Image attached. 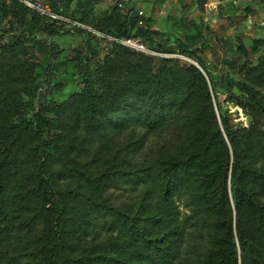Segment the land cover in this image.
<instances>
[{
    "label": "trees",
    "instance_id": "obj_1",
    "mask_svg": "<svg viewBox=\"0 0 264 264\" xmlns=\"http://www.w3.org/2000/svg\"><path fill=\"white\" fill-rule=\"evenodd\" d=\"M57 2L49 5L60 15ZM94 7L92 0H77L75 8L78 21L92 30L139 37L157 54L194 55L200 34L183 41L151 30L147 18L142 27L135 16L126 14L124 20L115 9L99 21ZM0 16L13 17L25 29L0 43V55L13 56H0V264H27L26 259L28 264H264V95L256 87L264 85V54L255 66L238 68V79L227 75L224 80L241 93L233 101L251 117L248 127L234 128L221 114L217 84L201 58L189 56L207 77L193 64L181 67L117 43L104 46L106 57L93 75L86 69L80 92L57 106L37 108L32 96L51 81L37 71L45 64L22 56L34 42L36 25H48L47 18L17 0H0ZM88 37L92 54L80 55L83 62L95 57L91 39L104 41L91 31ZM35 44L47 58L53 55L45 42ZM179 113L195 128L183 142L188 150L144 154L135 165L116 152L118 167L107 162L118 135L130 126L145 131L131 153L173 128L176 143L181 126L173 121ZM126 185L142 186L138 200L103 228L128 242L111 257L89 259L85 239L99 235L98 221L113 210L103 194ZM181 201L191 211L190 223L180 219ZM132 207L138 213L135 223L122 218ZM203 236L210 237L209 247L200 250L199 260L195 251L194 258L185 255L188 242Z\"/></svg>",
    "mask_w": 264,
    "mask_h": 264
},
{
    "label": "rangeland",
    "instance_id": "obj_2",
    "mask_svg": "<svg viewBox=\"0 0 264 264\" xmlns=\"http://www.w3.org/2000/svg\"><path fill=\"white\" fill-rule=\"evenodd\" d=\"M51 1L45 0L48 5ZM68 2L69 0H60L59 4L57 2V7L60 5L62 10L59 19L47 18L48 25L51 22L55 24L53 28L49 29L48 25L42 27L36 25L37 29L32 35L34 42L31 41L27 44L29 50L25 56H22L24 60L33 64H45L44 67L39 66L37 71L41 74L46 73L47 78L51 81L45 85L44 89L37 92L34 99L32 96L31 99L37 108L57 106L67 101L71 95L80 92L84 82L83 73L88 69L93 75L106 57L105 41L96 37L91 39L95 57L87 62L81 60L80 55L83 53L92 54L89 49L88 35L89 28L93 25L89 27V24L78 21L79 11L75 9L77 0L66 7ZM92 2L95 5V17L99 21L104 20L105 16L114 9L119 10L126 20L129 8H136L145 11L147 26L153 31L174 35L183 41L188 37L200 34L199 41L192 46L194 55L185 53L160 57L178 61L181 67L193 64L202 70L206 77L208 72L217 84V93L222 101L221 114L230 121L234 128L250 126L252 119L249 114L233 101L237 96L242 97L241 93L232 84H225L224 80L227 75L238 79L241 76L237 73L238 68L244 65L255 66L258 57L264 54V0H92ZM121 2L123 7L119 6ZM25 22L29 26L32 24L30 15L25 17ZM23 26L13 17L3 18L0 16V43L8 42L15 34H23L25 31ZM35 42L48 44L53 55L47 58L40 53ZM254 46L259 49V52L253 50ZM0 56H6L5 59L13 57L9 56V53ZM189 56L201 58L207 72L199 66L195 59H191ZM2 61L3 59H0V62ZM256 87L264 95V85L260 84ZM26 100H28L27 97ZM262 104H264V100H262ZM173 123L181 126V137L176 143L171 135L175 136L177 128H173L172 133L168 131L157 136L152 135L147 141L146 147L141 146L132 153L131 149L133 148L130 149V147L136 144L137 139L145 131L140 126H130L118 135L112 151L114 153L107 159V162L111 166L118 167L116 152L125 156L127 163L129 160L135 161L132 163L135 165L137 162H142L144 154L152 157L155 152L157 154L167 152L166 154L169 155L179 147V149L188 150L186 147L183 148V142L192 137L195 128L190 124L185 114H176ZM261 123L264 125V120ZM167 142H170L169 147H166ZM141 188L142 186L131 189L126 185L123 189L112 187L104 192L103 196L110 200L113 210L104 214L98 221L100 223L99 235L93 237L89 234V237L85 239L89 241V259L102 254L111 257L119 247L118 245L127 244L128 240L122 241V235L118 231L107 232V229L103 228V224H110L113 214L124 210L127 205L132 204V200H138ZM177 205L181 212L180 219L185 218L189 223L192 222L191 218H186L191 214L186 203L181 201L177 202ZM134 209L136 208L132 207L131 211L123 213L122 218L124 217L129 223L137 222L138 213ZM209 240V236L192 238L188 242V246L191 248L186 249L185 255L191 252L193 254L191 258H194L195 253V259L199 260L200 250L202 249L204 252L208 249ZM20 241L24 243V239ZM33 242L34 240L30 239L28 244H33ZM10 244L17 247L14 241ZM10 244L8 248H10ZM87 245L88 242L83 244L82 248ZM80 253L79 257H82L83 252L80 251ZM26 263L28 264V259H26Z\"/></svg>",
    "mask_w": 264,
    "mask_h": 264
},
{
    "label": "built area",
    "instance_id": "obj_3",
    "mask_svg": "<svg viewBox=\"0 0 264 264\" xmlns=\"http://www.w3.org/2000/svg\"><path fill=\"white\" fill-rule=\"evenodd\" d=\"M7 1H12V0H7ZM17 1L21 2L32 11L46 18L57 20L61 17L55 12H53L51 6L42 0H17ZM119 6L123 7L122 2L119 4ZM128 15L137 17V24L139 27L145 25V19L147 18V15L143 9L129 8ZM89 31L96 34L100 38H103L105 41L104 45L107 47H111L113 46V44L117 43L136 52H141L152 56H167L164 54H157L149 50L145 45V43L139 37L116 38L112 36L103 35L95 30H92L91 28H89Z\"/></svg>",
    "mask_w": 264,
    "mask_h": 264
}]
</instances>
